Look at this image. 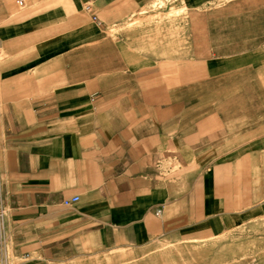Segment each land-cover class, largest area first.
Masks as SVG:
<instances>
[{
  "label": "crops",
  "instance_id": "0c3cea01",
  "mask_svg": "<svg viewBox=\"0 0 264 264\" xmlns=\"http://www.w3.org/2000/svg\"><path fill=\"white\" fill-rule=\"evenodd\" d=\"M237 228L264 229V0H0V264H211L264 242Z\"/></svg>",
  "mask_w": 264,
  "mask_h": 264
},
{
  "label": "rangeland",
  "instance_id": "374dc122",
  "mask_svg": "<svg viewBox=\"0 0 264 264\" xmlns=\"http://www.w3.org/2000/svg\"><path fill=\"white\" fill-rule=\"evenodd\" d=\"M258 223L257 221L253 222ZM251 224V225H252ZM257 224H254L255 226ZM221 238H228L231 239L234 244L240 243L241 240L245 238H262L264 239V229H256V228H237L232 232L220 236ZM197 243L196 246H192L191 248H202L205 246H201L199 243H207L205 241H195ZM259 243V244H257ZM206 248H208L206 246ZM162 250H166V247H146L140 251H130L126 250V254L124 250H112V251H105L95 255H91L88 257V264H159L158 262H151V255L153 254H160ZM123 251V252H118ZM207 251V250H206ZM214 253V251H211ZM217 260L216 263L211 264H241L239 261H230L232 259H239V255L242 254H256V253H263L264 252V242H255V245L246 247L241 245H234L231 250L230 249H222L217 250ZM208 253V251H207ZM138 254V255H136ZM204 264V263H202ZM208 264V263H205Z\"/></svg>",
  "mask_w": 264,
  "mask_h": 264
},
{
  "label": "built area",
  "instance_id": "2783aa9c",
  "mask_svg": "<svg viewBox=\"0 0 264 264\" xmlns=\"http://www.w3.org/2000/svg\"><path fill=\"white\" fill-rule=\"evenodd\" d=\"M15 1H16V3H17L18 5H23V0H15ZM78 199H79L78 196H72V197H70V198H68V199H64V200H63V204L66 205V206H69V205H71L72 203L77 202Z\"/></svg>",
  "mask_w": 264,
  "mask_h": 264
}]
</instances>
